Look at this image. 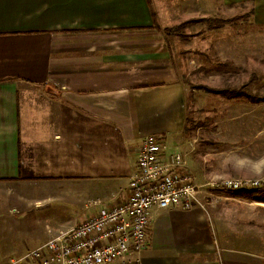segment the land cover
<instances>
[{
  "label": "crops",
  "instance_id": "crops-1",
  "mask_svg": "<svg viewBox=\"0 0 264 264\" xmlns=\"http://www.w3.org/2000/svg\"><path fill=\"white\" fill-rule=\"evenodd\" d=\"M152 23L150 0H0L3 263L122 203L149 134L223 177L187 140L186 84ZM226 194L156 212L137 264H264V202Z\"/></svg>",
  "mask_w": 264,
  "mask_h": 264
},
{
  "label": "rangeland",
  "instance_id": "rangeland-1",
  "mask_svg": "<svg viewBox=\"0 0 264 264\" xmlns=\"http://www.w3.org/2000/svg\"><path fill=\"white\" fill-rule=\"evenodd\" d=\"M150 6L152 28L186 84V137L197 159L206 157L207 168L223 177L264 180V25L256 23L264 0H150ZM257 189L246 197L225 193L264 202V185ZM259 215L254 225L263 235Z\"/></svg>",
  "mask_w": 264,
  "mask_h": 264
},
{
  "label": "built area",
  "instance_id": "built-area-1",
  "mask_svg": "<svg viewBox=\"0 0 264 264\" xmlns=\"http://www.w3.org/2000/svg\"><path fill=\"white\" fill-rule=\"evenodd\" d=\"M263 185V179L233 176L199 180L186 152L167 153L162 140L149 134L141 141L129 194L122 203L99 209L8 264H137L148 247L149 230L159 210H207L226 191Z\"/></svg>",
  "mask_w": 264,
  "mask_h": 264
},
{
  "label": "trees",
  "instance_id": "trees-1",
  "mask_svg": "<svg viewBox=\"0 0 264 264\" xmlns=\"http://www.w3.org/2000/svg\"><path fill=\"white\" fill-rule=\"evenodd\" d=\"M153 26V25H152ZM156 27V26H155ZM260 188V187H259ZM256 191H259L258 189H253V190H242V191H235L238 195H241V196H249V195H252L254 194ZM234 192V193H235ZM245 194V195H243Z\"/></svg>",
  "mask_w": 264,
  "mask_h": 264
}]
</instances>
